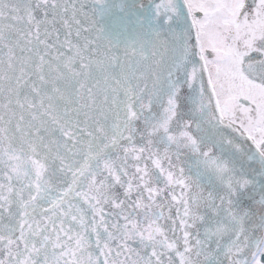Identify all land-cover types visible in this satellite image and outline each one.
Segmentation results:
<instances>
[{"label":"snow or ice","instance_id":"1","mask_svg":"<svg viewBox=\"0 0 264 264\" xmlns=\"http://www.w3.org/2000/svg\"><path fill=\"white\" fill-rule=\"evenodd\" d=\"M0 264H264V0H0Z\"/></svg>","mask_w":264,"mask_h":264}]
</instances>
